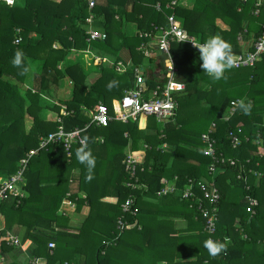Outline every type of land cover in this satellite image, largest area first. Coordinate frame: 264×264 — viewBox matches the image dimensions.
I'll return each instance as SVG.
<instances>
[{"label": "trees", "instance_id": "16d2710c", "mask_svg": "<svg viewBox=\"0 0 264 264\" xmlns=\"http://www.w3.org/2000/svg\"><path fill=\"white\" fill-rule=\"evenodd\" d=\"M172 1L176 2L174 6ZM254 5L255 0H102L93 13L103 19V38L88 43L85 0H18L12 7L0 1V179L14 175L19 161L38 148L39 139L60 126L44 119L46 111L61 119L66 132L89 125L82 133L85 147L73 146L70 161L60 146L39 149L30 159L21 186L28 196L19 203L0 202V233L4 235L15 219L24 223L25 240L36 244L33 255L44 258L45 264H264V232L261 237L252 232L264 224V177L259 179V188L249 186L250 194L259 203L255 216L246 212L245 201L249 170L259 164L264 174V57L254 68H230L220 80H213L203 72L197 48L188 43H172L170 56L177 80L185 89L176 97L173 117L158 124V128L154 118L146 116L128 123L110 122L104 128L90 124L95 105L102 103L111 109L112 101L121 99L124 91L133 87L134 77L130 71L120 75L100 63L95 69L98 76L90 83L78 64L62 66L71 52L88 47L113 55L116 60L123 59L126 52L134 64L142 65L140 45L152 39L147 35H154L156 28L166 27L170 15L200 44L220 36L231 45L235 56L252 49L251 43L264 24V10L254 17ZM123 19L136 24V34L124 35ZM18 50L24 55L21 66L16 67L12 60ZM148 61H155L154 55ZM35 62H40V67L30 75ZM63 80L70 88V98L53 102L52 92ZM243 99L244 106L250 105L248 111L238 105L224 121L231 102ZM27 118L31 119L28 129ZM212 123L216 124L218 150L235 161L234 166L219 167L223 173L216 177L208 172L210 159L204 155L206 145L201 142V135ZM229 132L237 133L241 139L236 149L230 146ZM255 141H260V145H255ZM140 143L145 156L138 180L147 187L145 194L126 187L129 175L122 165L125 148L130 145L131 150L138 151ZM80 150L81 154L90 152L94 166L80 162ZM240 166L244 171L241 180L237 179ZM73 169L79 170L76 192H70L69 185ZM175 176L180 187L187 179L215 184L220 193L216 236L221 243L224 238L233 239L232 246L223 243L225 255L213 257L204 247L207 234L203 221L188 202L179 201L177 195L157 197L164 181ZM230 187L239 188L245 201L239 209V224L237 228L231 226L232 230L231 223H224L222 216L231 199ZM78 192L85 197L79 198ZM128 197L134 198L139 209L135 217L122 213L121 205ZM145 198L159 199L157 206L149 205ZM83 205L88 207V214L76 235L55 233L53 224L59 227L67 222L63 213L79 210ZM164 215L185 219L189 232L198 234L179 237L171 222L157 221ZM118 220L137 226L121 231ZM38 225L51 233L35 231ZM241 230L247 239L237 236ZM50 242L55 243L51 252L47 250ZM2 245L4 250L9 249L5 243ZM77 255L80 259L75 262ZM191 256L196 257L194 262L176 261Z\"/></svg>", "mask_w": 264, "mask_h": 264}, {"label": "built area", "instance_id": "2783aa9c", "mask_svg": "<svg viewBox=\"0 0 264 264\" xmlns=\"http://www.w3.org/2000/svg\"><path fill=\"white\" fill-rule=\"evenodd\" d=\"M8 6H14L17 0H0ZM102 0H85L87 9L89 12L85 22L90 25L94 19L93 10L99 2ZM176 4L175 1L171 2V6ZM158 8V6H157ZM264 10V0H255L254 9L252 15L258 17L260 11ZM168 23L166 27H160L155 29L154 35H147L150 38H156V51L159 56H164L162 61L163 65V81L150 87L146 84L145 77L142 76L138 67L126 65L120 61H110L103 57L97 56L94 59L97 62H106L109 64L115 73L124 74L130 71L134 76V85L131 89L124 91V95L121 99L113 101L111 109L102 103H98L94 107V114L91 118L90 124L97 127H107L110 122L128 123L129 121H137L140 117H152L156 123L161 124L173 117L177 108L176 97L182 93L185 89V85L177 80L176 68L170 56V47L172 43H188L192 48H196L195 45H199L193 37L189 36L187 32L182 28L180 21L174 16L167 17ZM88 43L93 41H99L103 38L101 32L95 30L86 31ZM146 36V35H144ZM19 40H16L14 44H18ZM143 55L149 57L151 54L150 49H146L144 45L141 47ZM235 65L231 68H254L256 64L264 57V24L260 27L259 36L252 43V49L250 51H243L238 55H235ZM181 85V87H177ZM245 103V100L232 101L229 108L227 117H224V121H228L229 117L234 113L236 107ZM63 115L65 112L63 111ZM56 122L60 124L57 130L48 134L45 137L39 139L38 148L30 150L25 157L19 161V168L17 172L10 176L5 182L0 184V202H7L16 200L17 203L24 198L22 190L23 173L29 163L30 159L37 155L39 149L46 147H62L66 153L68 161L71 159L72 147L77 145L79 147H85L86 141L82 137V133L89 127L85 126L84 129H76L71 132L64 131L61 126V119L58 117ZM216 130V124L212 123L209 130L201 135V142L206 145L204 155L209 157L210 163L208 165V172L211 176H214L219 167L226 165L234 166L235 161L225 158L224 154L217 148V139L214 137ZM240 133V130H238ZM228 139L230 146L233 149L238 148L241 145V139L235 132L228 133ZM163 145V148H166ZM144 150L148 149V146H143ZM144 153V151H143ZM143 158H139L135 153H125V158L122 162L124 171L129 175V182L126 183V187L132 190H141L144 194L147 192V187L139 183L138 172L143 171ZM243 166L239 167L237 179H243ZM246 181V180H245ZM179 178L173 177L172 180H165L164 187L157 192V197L166 196H178L179 201L188 202L189 208L195 209L200 215L203 221V231L207 234V240L212 239L214 242L220 239L216 236L217 232V220H218V203L220 200V193L213 182L207 183L202 181H196L194 179H187L186 184L179 186ZM250 187L245 186L247 194L245 195L246 212L250 217L256 215V209L259 205L258 200L250 194ZM123 215H130L135 217L138 214L139 209L135 206V200L133 197H128L121 205ZM136 224L130 225L123 220H118L117 227L119 230L132 229L136 227ZM139 229V227H137ZM0 239L4 240L11 246L17 247L19 241L16 237L10 233L2 235L0 233ZM230 239L224 238L223 243L228 244ZM49 249H54L55 244L49 243ZM208 251V250H207ZM225 249L222 250L219 255H225ZM207 261L205 262V264ZM29 264H37V259L33 257Z\"/></svg>", "mask_w": 264, "mask_h": 264}, {"label": "crops", "instance_id": "0c3cea01", "mask_svg": "<svg viewBox=\"0 0 264 264\" xmlns=\"http://www.w3.org/2000/svg\"><path fill=\"white\" fill-rule=\"evenodd\" d=\"M130 9H131V6H128L127 11L129 12ZM102 21H103V19L101 16H99V15L95 16V14H94V19L92 20V23L90 25H88L86 23L87 31L95 30V31L101 32L103 34L104 32H103V27H102ZM121 29H122V31L126 37H131L132 35L137 33L136 24L132 23V22L125 21L124 19L122 22ZM142 45H144L146 49H150L151 54L149 55V57L150 56L153 57V55H154V57L156 58L154 62H149L148 61L149 57H145L143 55V52L141 49ZM139 48L141 49L140 51L143 55L142 65L134 64L126 52H123V59L116 60L115 56H113V55L101 52V51L93 49L91 47H88L86 50L73 51V53L76 55H72L71 54L72 52H71L67 56L65 61L62 63V66L66 67L68 65L78 64L83 70H85L87 72L86 75L88 76L89 81L91 83V82L95 81V79L98 76L97 70H95L98 67L97 66L98 64L103 63L104 66L112 68L106 62H97L94 59V57L100 56V57H103L104 59H108L110 61H120L126 65L138 67L142 76L145 77L146 84L148 86L153 87L154 85L161 83L163 81V65H162L163 63L161 60V56H159L157 51H156V38L148 39V41H146V43L141 44ZM157 60L159 61L160 69L156 68L157 66H154V67L152 66V63H155ZM37 63H38V65H36V67L32 68L30 75L34 71L39 69L40 62H37ZM132 76H133V74H132ZM150 83H152L153 85H150ZM26 88H27V86L25 87V89ZM62 94L63 95L69 94V97L64 99L61 97ZM70 94H71L70 88L66 87L65 81L63 80L59 84V89H57L56 91L54 90L52 92L53 102H57L59 100L69 99ZM113 101H116V100H113ZM111 105H112V103H111ZM49 113H51V112L46 111L43 114L44 119L50 120L49 116H48ZM51 114L53 115L52 121H56L58 116L53 112ZM262 114H263V119H262L263 124L262 125H264V112H262ZM26 123H27V121H26ZM260 143H261L260 141H255V145H260ZM129 151L132 153H135L139 158L144 159L145 155L141 149V143L139 144L138 151L131 150V147L129 145L125 148L124 153H127ZM258 157L260 158L261 156L258 155ZM248 161H249V159H246L245 162L248 163ZM78 171L79 170H77V169H73L70 173V178H69V185H71L70 186V190H71L70 192H76L77 191V187H76V183H75V177H77ZM262 171L263 170H261L259 168V164L254 165V170L251 169L248 172L249 174H248V177L245 181V184H246V182H248V184H249L248 186L254 187V188H259L260 187L259 186L260 185L259 179H260V177H264V174H262L263 173ZM222 173H223V170H220L214 176L216 177L217 175H221ZM225 183H227V180ZM48 185L49 184H43L42 186L46 187ZM222 185H224V184H222ZM23 193H24V198L26 199L28 194L25 191H23ZM229 193L231 194V196H230L231 199H230V202L228 201L229 205L226 208V210H224V214H222V216L224 218V223H231L229 228H230V230H232L231 226L233 227V225H236V228H237V226L239 224V215H240L239 209H240V207H243L245 205V201L242 199V197H240L239 188L230 187ZM77 195L79 198L85 197L83 192H78ZM158 200L159 199H155V198H145L144 199V201L146 203H149V205H152V206H157ZM231 202H233V203H231ZM74 207H75V204H72L71 208L73 209ZM87 214H88V207L86 205H83L79 210H75V211L71 210V211L64 212L63 215H64V217L67 218V220H66L67 222H65L64 225H61L59 227H57L53 224V228L55 230V233H59V234L66 236V237H74L76 235L77 228H79L81 226V223L85 220ZM157 221L171 222L172 223V229L178 232L179 237H188L191 235H197L198 234V231L189 232L188 222L183 218H175V217H169V215H167V216L164 215V216H159L157 218ZM2 224L6 225L5 221H3ZM34 229H35V231L42 233V234L51 233L50 229L49 230L46 229V227L43 225L42 226L41 225L35 226ZM252 232H254L257 237H261L262 235L260 236V234L262 232H264V224L262 223L261 225H257L253 229ZM5 233H10L12 236L16 237L19 241V245L17 247L11 246L10 244L5 242L4 240L0 239V264H29L30 260L34 257L33 253H34L37 246L32 241L25 240L24 235L26 233V226L24 225V223H19L15 219V221L10 222L8 227H6ZM237 236L240 239H247V236L244 234V232H242V230L237 233ZM228 239H230V242H229V244L226 245V247L233 245V239L232 238H228ZM2 243H5V246L9 249L4 250L2 248V246H3ZM50 243H52V242H50ZM258 243H262V242H258ZM47 250L49 252H51L53 249H49V247L47 245ZM185 253H187V251ZM36 259H37V264H45L46 263L44 258H36ZM79 259L80 258L77 255L75 262H78ZM195 259H196L195 256H191V257H185L182 259H176V261L194 262ZM72 264H76V263H72ZM162 264H166V263L164 262Z\"/></svg>", "mask_w": 264, "mask_h": 264}, {"label": "clouds", "instance_id": "9594fccd", "mask_svg": "<svg viewBox=\"0 0 264 264\" xmlns=\"http://www.w3.org/2000/svg\"><path fill=\"white\" fill-rule=\"evenodd\" d=\"M11 3V0H8ZM199 50V59L202 61L201 68L211 79L220 80L225 71L235 65V57L231 49V45L224 41L220 36H212L205 42L195 45ZM23 52L18 50L14 54L12 60L13 66L19 67L22 63ZM26 71V69H24ZM181 87V85H177ZM241 106L245 111H248L250 105L244 106L241 102ZM82 150L78 151V158L81 163H86L88 167L94 166V158L91 157L90 152L81 154ZM204 247L208 250L209 254L213 257L217 256L225 245L219 241H213L208 239L204 242Z\"/></svg>", "mask_w": 264, "mask_h": 264}, {"label": "rangeland", "instance_id": "374dc122", "mask_svg": "<svg viewBox=\"0 0 264 264\" xmlns=\"http://www.w3.org/2000/svg\"><path fill=\"white\" fill-rule=\"evenodd\" d=\"M18 1V0H17ZM252 44V43H251ZM250 46V43H248L247 45H245V50H246V48L247 47H249ZM56 47V45H54L53 46V48H55ZM72 55H76V54H74L73 52L71 53ZM156 59V58H155ZM154 62V61H153ZM36 65H38V63L37 62H35V64H34V66L33 67H36ZM145 65V64H144ZM152 66L154 67V66H157L156 68H158V69H160V64H159V61L157 60L155 63H152ZM86 67V66H85ZM82 69V68H81ZM83 70V69H82ZM84 71V73H86L87 74V72L85 71V70H83ZM60 84V83H59ZM65 85H66V87L67 88H69V86L67 85V83L65 82ZM25 87L26 86H23V88L25 89ZM58 89H59V86H58ZM61 97L62 98H68L69 97V94H62L61 95ZM48 112H51V111H48ZM52 113V112H51ZM51 113H49L48 114V116H49V119L52 121V117H53V115L51 114ZM27 123H26V126H27V129L30 127V124H31V119L30 118H27ZM159 126H158V123H157V128H158ZM8 178H3V179H0V184L1 183H3V182H5L6 180H7ZM68 255V254H67ZM70 257L69 258H71V255H69ZM74 259V257L72 258V260Z\"/></svg>", "mask_w": 264, "mask_h": 264}, {"label": "water", "instance_id": "95a60500", "mask_svg": "<svg viewBox=\"0 0 264 264\" xmlns=\"http://www.w3.org/2000/svg\"><path fill=\"white\" fill-rule=\"evenodd\" d=\"M165 59V57L164 56H161V60L163 61Z\"/></svg>", "mask_w": 264, "mask_h": 264}]
</instances>
